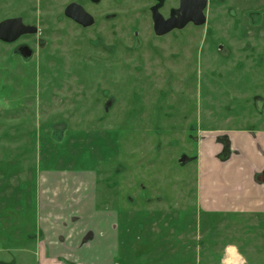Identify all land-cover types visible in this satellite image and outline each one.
<instances>
[{"label": "rangeland", "instance_id": "1", "mask_svg": "<svg viewBox=\"0 0 264 264\" xmlns=\"http://www.w3.org/2000/svg\"><path fill=\"white\" fill-rule=\"evenodd\" d=\"M71 1L87 3L0 0V20L19 15L39 29L30 61L7 63L0 44V198L23 194L17 184L56 140L74 169L97 173L100 200L115 197V264H264L261 240L236 251L218 239L243 244L234 229L210 240L197 229L195 139L264 128V4L248 0L261 14L252 25L236 0H209L203 26L157 38L155 0H90L88 29L62 17ZM165 2L166 17L177 0ZM1 220L0 264H37L34 243L14 240ZM84 253L103 263L101 248Z\"/></svg>", "mask_w": 264, "mask_h": 264}, {"label": "crops", "instance_id": "2", "mask_svg": "<svg viewBox=\"0 0 264 264\" xmlns=\"http://www.w3.org/2000/svg\"><path fill=\"white\" fill-rule=\"evenodd\" d=\"M220 135L229 143L225 158L216 140ZM48 144L44 143V153L49 150L44 165L33 167L29 179L17 184L23 194L14 201L13 196L10 201L0 198L2 226L7 225V231L13 228L14 240L34 243L37 264H90L84 252L99 248L105 254L102 264H115L122 244L115 197L100 200L97 173L74 169L62 157L64 146L56 140ZM197 176V229L203 237L210 240L234 229L243 244L223 236L218 239L233 242L236 251H247V242L256 238L261 240L258 248L264 250V128L200 137ZM15 200L21 205L16 211L11 206Z\"/></svg>", "mask_w": 264, "mask_h": 264}, {"label": "flooded vegetation", "instance_id": "3", "mask_svg": "<svg viewBox=\"0 0 264 264\" xmlns=\"http://www.w3.org/2000/svg\"><path fill=\"white\" fill-rule=\"evenodd\" d=\"M9 2L10 0H5ZM92 3H99L100 0H91ZM90 0L87 3H78L71 1L66 3L62 10V17L67 21L74 23L76 26L88 29L95 25V16L89 12L87 8L89 4H92ZM193 4V7L188 9L186 5ZM200 0H177V7L170 8L167 16L161 14V10L165 6V0H155V3L150 7V16L152 22V33L157 38H162L172 31H180L185 29L187 26L200 27L206 22L205 11L209 4V0H204V6L199 10ZM237 4L240 5L241 12L245 11V16L249 23L252 25H258L262 21H258V17L261 18L260 12H257L250 8L248 0H236ZM256 4H264V0H253ZM85 15V17H83ZM115 18L114 15H106V20H112ZM78 20V21H77ZM201 20L199 23L197 21ZM261 20V19H260ZM80 21V22H79ZM39 33L38 26L32 23L29 19H24L23 16H7L0 20V44L6 50L5 61L10 63L14 58H18L22 61H30L36 56V49L32 46L30 40L32 36H36ZM135 44L137 47L139 40L137 34L134 35ZM226 132V131H224ZM220 133L216 132L215 134ZM209 135V134H208ZM202 136H197L195 139L198 140ZM225 138L224 142L219 139ZM217 142L223 146L222 157H227L229 151L228 139L224 135L217 136ZM226 140V141H225ZM226 148L225 154L223 153ZM224 154V155H223ZM187 158L183 157V160ZM181 162H184L181 160ZM186 163V162H185Z\"/></svg>", "mask_w": 264, "mask_h": 264}, {"label": "water", "instance_id": "4", "mask_svg": "<svg viewBox=\"0 0 264 264\" xmlns=\"http://www.w3.org/2000/svg\"><path fill=\"white\" fill-rule=\"evenodd\" d=\"M182 2H183V0H182ZM200 2V4H199V10L204 6V0H200L199 1ZM187 3V5H186V8H188V9H190V8H192L193 7V4H189V1L188 2H186ZM83 17H85V15H83ZM78 21V20H77ZM201 20H199V21H197L198 23L200 22ZM80 22V21H79ZM201 23V22H200Z\"/></svg>", "mask_w": 264, "mask_h": 264}, {"label": "trees", "instance_id": "5", "mask_svg": "<svg viewBox=\"0 0 264 264\" xmlns=\"http://www.w3.org/2000/svg\"><path fill=\"white\" fill-rule=\"evenodd\" d=\"M224 139H225V138H224ZM224 139H223V138H220L219 140H220L221 142H224ZM225 141H226V140H225ZM225 152H226V148H225V150H224L223 153L225 154ZM224 154H223V155H224Z\"/></svg>", "mask_w": 264, "mask_h": 264}, {"label": "clouds", "instance_id": "6", "mask_svg": "<svg viewBox=\"0 0 264 264\" xmlns=\"http://www.w3.org/2000/svg\"><path fill=\"white\" fill-rule=\"evenodd\" d=\"M233 250H235L234 246H233Z\"/></svg>", "mask_w": 264, "mask_h": 264}]
</instances>
